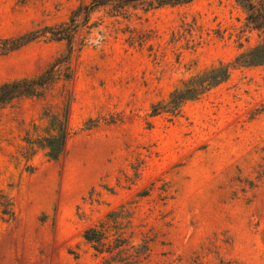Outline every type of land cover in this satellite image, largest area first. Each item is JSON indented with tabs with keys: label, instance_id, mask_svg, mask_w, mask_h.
Returning <instances> with one entry per match:
<instances>
[{
	"label": "rangeland",
	"instance_id": "374dc122",
	"mask_svg": "<svg viewBox=\"0 0 264 264\" xmlns=\"http://www.w3.org/2000/svg\"><path fill=\"white\" fill-rule=\"evenodd\" d=\"M90 2L0 0V85L51 75L0 108V264H264V64L170 100L264 34L235 0Z\"/></svg>",
	"mask_w": 264,
	"mask_h": 264
},
{
	"label": "trees",
	"instance_id": "16d2710c",
	"mask_svg": "<svg viewBox=\"0 0 264 264\" xmlns=\"http://www.w3.org/2000/svg\"><path fill=\"white\" fill-rule=\"evenodd\" d=\"M194 0H91V2L83 7L78 8L74 14H78L81 9H85L86 15L94 10L112 6L122 8L129 5H142L145 9H156L165 6H177L188 4ZM235 2L242 8L246 17V26L250 30L257 31L264 34V0H235ZM74 15V16H75ZM73 18L70 23L62 24L56 28H45L43 33H49L53 39L65 40L71 46L72 39L77 32ZM37 36L34 34L24 35L15 41L11 49L19 48ZM70 51V50H68ZM264 64V37L262 41L239 54L232 64H218L213 66L205 72L192 77L188 80L183 87L174 90L170 94L171 104L176 107L180 106L183 102L194 100L204 91L209 88L215 87L225 82L230 74V67H255ZM51 81L50 70L44 72L37 77L31 79H21L11 82H5L0 85V108L11 102L18 97L37 96L41 90L45 89ZM66 132L62 128L59 135L46 139V146L50 149V156L56 158L64 149ZM85 239L88 241L99 242L98 234L89 229L85 233Z\"/></svg>",
	"mask_w": 264,
	"mask_h": 264
}]
</instances>
